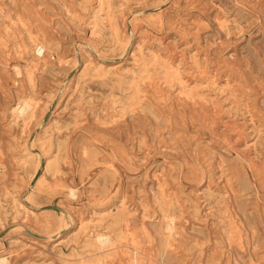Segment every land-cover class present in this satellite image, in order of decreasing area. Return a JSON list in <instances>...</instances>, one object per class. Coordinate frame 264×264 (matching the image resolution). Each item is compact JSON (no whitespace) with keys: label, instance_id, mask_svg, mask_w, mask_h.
<instances>
[{"label":"rangeland","instance_id":"rangeland-1","mask_svg":"<svg viewBox=\"0 0 264 264\" xmlns=\"http://www.w3.org/2000/svg\"><path fill=\"white\" fill-rule=\"evenodd\" d=\"M3 257L264 264V0H0Z\"/></svg>","mask_w":264,"mask_h":264},{"label":"bare ground","instance_id":"bare-ground-1","mask_svg":"<svg viewBox=\"0 0 264 264\" xmlns=\"http://www.w3.org/2000/svg\"><path fill=\"white\" fill-rule=\"evenodd\" d=\"M30 34V33H29ZM24 37V36H23ZM33 40H36V38H34ZM34 44H36V42H33L32 43V47H34V50H38V48H37V45H35L34 46ZM46 50H47V47H45L44 46V48H43V51H39V54H44L45 52H46ZM33 108H34V105L32 104V103H30L29 101H24V104L22 105H19L18 107H16V108H14L17 112H19L20 113V115L21 116H23V117H26V115L28 116V117H30V115H31V113H32V110H33ZM33 150V149H32ZM251 167V166H250ZM253 168H254V166H253ZM202 175H203V173H202ZM204 176V175H203ZM262 214V213H261ZM260 216V215H259ZM263 218V217H262ZM263 223V222H262ZM16 225H18V224H16ZM101 242H104L105 240H106V238H104V237H100V239H99ZM261 262V261H260ZM0 263L1 264H7V261H6V259L3 257V258H1L0 259ZM256 263V262H255Z\"/></svg>","mask_w":264,"mask_h":264}]
</instances>
